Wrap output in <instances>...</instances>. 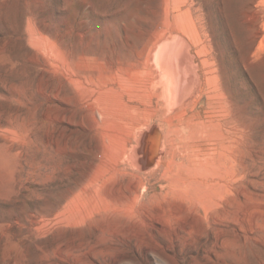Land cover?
<instances>
[{
  "label": "rangeland",
  "instance_id": "rangeland-1",
  "mask_svg": "<svg viewBox=\"0 0 264 264\" xmlns=\"http://www.w3.org/2000/svg\"><path fill=\"white\" fill-rule=\"evenodd\" d=\"M0 264H264V0H0Z\"/></svg>",
  "mask_w": 264,
  "mask_h": 264
}]
</instances>
